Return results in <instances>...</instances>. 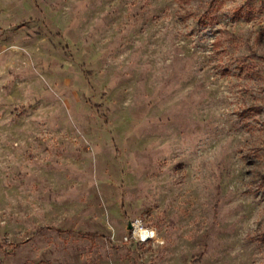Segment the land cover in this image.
<instances>
[{"label": "rangeland", "instance_id": "1", "mask_svg": "<svg viewBox=\"0 0 264 264\" xmlns=\"http://www.w3.org/2000/svg\"><path fill=\"white\" fill-rule=\"evenodd\" d=\"M0 264H264V0H0Z\"/></svg>", "mask_w": 264, "mask_h": 264}, {"label": "built area", "instance_id": "2", "mask_svg": "<svg viewBox=\"0 0 264 264\" xmlns=\"http://www.w3.org/2000/svg\"><path fill=\"white\" fill-rule=\"evenodd\" d=\"M130 223L131 227L127 229L122 241L148 243L159 240L155 227L144 224L140 219L131 220Z\"/></svg>", "mask_w": 264, "mask_h": 264}, {"label": "water", "instance_id": "3", "mask_svg": "<svg viewBox=\"0 0 264 264\" xmlns=\"http://www.w3.org/2000/svg\"><path fill=\"white\" fill-rule=\"evenodd\" d=\"M131 227V223L129 222V224H128V228H130Z\"/></svg>", "mask_w": 264, "mask_h": 264}]
</instances>
